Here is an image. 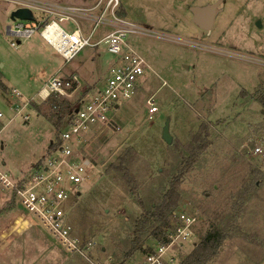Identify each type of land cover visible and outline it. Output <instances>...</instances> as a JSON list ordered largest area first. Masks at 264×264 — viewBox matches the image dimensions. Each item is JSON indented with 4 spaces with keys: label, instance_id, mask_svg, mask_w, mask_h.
Listing matches in <instances>:
<instances>
[{
    "label": "rangeland",
    "instance_id": "374dc122",
    "mask_svg": "<svg viewBox=\"0 0 264 264\" xmlns=\"http://www.w3.org/2000/svg\"><path fill=\"white\" fill-rule=\"evenodd\" d=\"M25 1L89 8L110 0H0V81L6 84L0 85V112L4 114L0 118L1 166L18 179L30 175L49 153L50 144L59 140L60 132L43 117H50L52 112L49 104L42 102L45 93L41 90L55 67H66L62 56L39 34L22 39L18 48L12 46L18 40L8 34V26L15 28L19 23L11 18L18 6L13 2ZM218 1L222 4L213 29L201 30L193 23L191 8ZM119 2L118 8L108 10L106 16L112 20L117 16L146 30V34L129 35L128 42L153 72L146 73L137 96L123 107L121 104L122 110L116 115L128 136L126 141L110 156L122 136L96 137L88 147L97 161L95 171L78 188L80 194L74 193L62 207L80 240L81 251L68 252L39 226L29 251L23 244L13 250L15 240L3 236L7 233L0 230V264H138L157 243L148 237L147 253L137 252L125 259L135 223L143 213L130 190L136 187L147 209L158 204L171 179L186 167L193 136L202 125L208 128L211 145L192 169L181 175L183 199L178 210L197 215L199 228L197 235L176 248L173 255L181 264L199 248L212 224L225 228L236 218L237 208L240 216L235 229L225 228L220 254L206 264H264V106L256 97V91L264 86V0ZM106 6L101 4L88 12L99 15ZM34 14L41 19L39 11ZM78 22L89 33L95 27L93 22ZM63 26L70 32L77 27L73 22ZM113 28L107 22L100 23L93 41ZM89 50L75 58L83 61L81 79L85 73L90 77L81 91L91 89L94 83L102 84L114 60L105 44L93 60L85 57ZM68 69L67 76L79 74L72 67ZM150 99L159 110L153 120L148 118L146 107ZM26 102L30 105L25 106ZM35 103L43 107V116L31 108ZM25 115L30 121L24 120ZM167 121L173 136L171 145L162 138ZM257 147L263 150L261 154L255 153ZM129 150L132 156L127 165L133 184L111 168V164L119 165V159ZM80 151L84 153L82 148ZM0 199L3 227L23 220L15 225L19 230L27 228L21 208L8 196L0 195Z\"/></svg>",
    "mask_w": 264,
    "mask_h": 264
},
{
    "label": "built area",
    "instance_id": "2783aa9c",
    "mask_svg": "<svg viewBox=\"0 0 264 264\" xmlns=\"http://www.w3.org/2000/svg\"><path fill=\"white\" fill-rule=\"evenodd\" d=\"M13 4L18 5L15 10L28 8L34 16L32 21L18 20L15 28L8 26V34L18 40L12 42L13 47H17L22 39L27 40L39 34L62 56L66 66L86 48H97L101 44H105L107 50L114 56L103 85L83 97L68 120L67 126L60 133L56 143L60 144L59 147L48 153L30 175L21 180L11 177L2 169L0 154V195L8 196L21 208L27 218L28 228L39 226L68 252H79L80 240L74 234V229L62 207L74 193H79L78 188L86 183L95 171L97 161L88 152V147L96 141V137L105 135L112 139L125 135L116 115L129 100L137 96L144 84L146 73L153 72L149 63L129 45L128 37L131 34L147 32L137 24L117 16L113 20L108 19L106 12L115 11L120 4L119 0L97 2L89 8L45 2L38 5L36 2L26 1ZM101 4H107L102 14L93 15L88 12L96 10L95 8ZM35 10L40 12V20L35 17ZM79 20H90L95 23V27L88 35L84 33ZM72 22L77 27L70 32L63 24ZM103 22L115 28L99 40L93 41L97 26ZM80 87L81 80L78 75L67 76L59 72L48 80L41 90L45 93L42 102H46L52 96L71 99ZM18 95L22 96L20 93ZM33 101H36L35 98ZM29 105L30 103H27L25 106ZM146 107L148 118L153 120L159 111L154 100H148ZM3 117L4 114L0 112V118ZM24 120L30 121V116L25 115ZM262 152L260 147L255 149L256 154ZM178 210L172 217L169 242H156L152 251L145 254L138 264H180L178 257L173 254L176 248L197 235L199 218L185 209L180 212Z\"/></svg>",
    "mask_w": 264,
    "mask_h": 264
},
{
    "label": "trees",
    "instance_id": "16d2710c",
    "mask_svg": "<svg viewBox=\"0 0 264 264\" xmlns=\"http://www.w3.org/2000/svg\"><path fill=\"white\" fill-rule=\"evenodd\" d=\"M0 85L3 86L1 82ZM256 97L258 101L261 102V104H263L264 106V86L256 91ZM73 101L58 96H52L51 98H49L45 104H49L50 110L52 112L50 117L43 116V107L37 105L36 103L32 104L31 108H33L38 115L46 118L56 128V130L61 133L62 129L67 126L68 120L78 106V100L77 102ZM59 145L60 144L55 145L51 143L48 149L49 153L53 150H56ZM210 145L211 142L208 128L207 126L202 125L200 126L199 131L193 136V142L191 143L190 147L191 156L186 161V167L180 174L182 175L190 171L194 164L198 161L199 156L207 148H209ZM130 156H132V152L129 150L125 156L119 159L120 164L117 166L111 164V168H116L117 171L122 172L127 182L133 184L134 181L130 179V170L127 165V159ZM42 162L43 161H41L40 163ZM181 175H176L171 179L168 187L164 191V194L160 198L161 200L159 201V203L155 204L150 209L146 208L144 200H142V198H140V196L137 194V191L135 190L136 187L130 190L133 198H137L136 201L142 208L143 213L135 223L132 232L131 245L125 253L126 260L131 258L137 252H141L143 254L147 253V250L149 249L146 244L148 237H153L155 241L159 243L169 242L168 237L172 232V217L176 210L181 207L180 204L183 199L180 192V185L182 182ZM241 199H243V196L240 198V200ZM237 204L238 203L236 200L235 206ZM235 209L237 210L235 211L236 218L231 217L235 219L232 220L233 222L229 220L227 224L224 225L226 229H235L236 220H238L240 216L239 210L237 208ZM226 217L222 218L221 222H224ZM225 228L220 226L215 227V224H212L210 232L202 238L199 248L196 249L181 264H206L207 262H213L214 258L220 254L223 248L224 240H226V236L224 233ZM200 252H202L204 255H201Z\"/></svg>",
    "mask_w": 264,
    "mask_h": 264
},
{
    "label": "crops",
    "instance_id": "0c3cea01",
    "mask_svg": "<svg viewBox=\"0 0 264 264\" xmlns=\"http://www.w3.org/2000/svg\"><path fill=\"white\" fill-rule=\"evenodd\" d=\"M94 15V14H93ZM86 21V23H90L91 21L90 20H85ZM88 23V24H89ZM83 28V27H82ZM83 31H84V33L86 34V35H88V33H89V30H86L85 29V27L83 28ZM32 37H34V36H32ZM31 37V38H32ZM43 39V38H42ZM51 46V45H50ZM101 46V45H100ZM99 46V47H100ZM99 47H97V48H90V50L87 52V54L85 55V57L86 58H89V59H91V60H93L94 58V56H95V54L98 52V48ZM17 48H18V46H17ZM82 53V52H81ZM42 53L41 52H39L38 53V55L40 56ZM60 55V54H59ZM61 56V55H60ZM79 58V57H78ZM86 60V59H85ZM68 66L69 67H72V68H74L75 70H78V73L79 74H76V75H78L79 76V78H80V80H81V87L74 93V95H73V97H72V100H73V98L74 99H77V95H78V102L80 103V101L83 99V97L84 96H86L88 93H90V92H92L93 90H96V89H98V88H100L102 85H103V83L102 84H97V83H94V84H92V88L91 89H85V90H82L81 91V88L84 86V85H86L87 83V81L89 80L88 78H90L88 75H87V73H85V76L81 79V77H80V71H84V69H83V61H81L80 59H79V61H77L76 59H75V61L73 62V64H69V65H67L66 67H63V65L62 66H60V67H55L54 69H53V71H52V73L49 75V77H48V79L45 81V82H47L48 80H50L52 77H54L56 74H58L59 72H61V73H67L68 72ZM2 84L4 83V81H0ZM4 85L6 86V84L4 83ZM93 85H95V86H93ZM37 95H38V93L35 95V96H33L31 99H34V98H36L37 97ZM76 97V98H75ZM79 103H78V105H79ZM37 105H40V104H37ZM4 128V127H3ZM1 131H2V129H1ZM2 149H3V142H2ZM4 164H5V162H4ZM14 178V177H13ZM23 178H26L25 176L23 177ZM23 178H20V179H18V178H14V179H16V180H21V179H23ZM80 194V193H79ZM23 222V220H18V221H15V223H13L12 225H11V227H6V228H4L3 227V225L2 224H4V221L2 220H0V225H2L1 227H0V230H4L3 232H5V233H7V234H4L3 236H5V235H8V236H11V237H13V239L15 240V245L13 246V250H14V248L16 247V245H24V247H25V251L26 250H30L31 249V245L33 244V243H35L36 242V238H37V229H38V227H37V229H36V227H35V230L34 231H30L29 230V228H31V227H24V228H22L21 230H19L18 229V226H16L15 224H17V223H19V225H20V223H22ZM6 224H9V223H6ZM24 224V223H23ZM23 226H25V225H23ZM29 230V231H28ZM44 231V230H43ZM2 232V233H3ZM36 232V233H35ZM45 232V231H44ZM46 233V232H45ZM1 234V233H0ZM47 234V233H46ZM0 238H2V236H0ZM21 242H23V243H21ZM32 243V244H31ZM13 250L11 249L10 250V252H13Z\"/></svg>",
    "mask_w": 264,
    "mask_h": 264
},
{
    "label": "water",
    "instance_id": "95a60500",
    "mask_svg": "<svg viewBox=\"0 0 264 264\" xmlns=\"http://www.w3.org/2000/svg\"><path fill=\"white\" fill-rule=\"evenodd\" d=\"M222 4V1H218L214 4H210L207 6H194L191 8V12L193 14V23L200 28L203 31L210 32L216 21L217 14L220 11V6ZM11 18L13 20H34L33 12L28 8H20L17 10H14L11 14ZM257 25L261 27V22L258 21ZM128 138L127 135H124L120 142L119 146L116 147L110 156L114 155L117 150L120 148V146L126 141ZM163 140L167 143V145H171L173 143V136L170 132V121H167L165 123L163 134H162Z\"/></svg>",
    "mask_w": 264,
    "mask_h": 264
}]
</instances>
